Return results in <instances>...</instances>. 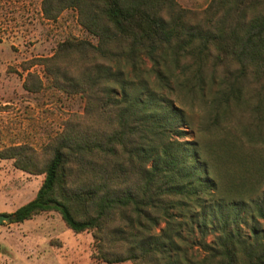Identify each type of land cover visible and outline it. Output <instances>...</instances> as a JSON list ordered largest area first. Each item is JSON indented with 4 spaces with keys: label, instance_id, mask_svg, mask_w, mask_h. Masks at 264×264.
Segmentation results:
<instances>
[{
    "label": "trees",
    "instance_id": "16d2710c",
    "mask_svg": "<svg viewBox=\"0 0 264 264\" xmlns=\"http://www.w3.org/2000/svg\"><path fill=\"white\" fill-rule=\"evenodd\" d=\"M67 9L97 44L65 41L24 67V88L42 90L37 62L51 69L84 99L90 128L64 129L43 161L26 145L0 150L44 175L36 197L5 214L11 223L57 212L93 234L99 264H264V0H212L200 14L176 0L43 2L49 20ZM141 55L162 90L174 79L198 100L206 125L194 140L182 141L191 118L138 70ZM229 65L237 72L209 99V76ZM249 75L260 89L244 85Z\"/></svg>",
    "mask_w": 264,
    "mask_h": 264
},
{
    "label": "rangeland",
    "instance_id": "374dc122",
    "mask_svg": "<svg viewBox=\"0 0 264 264\" xmlns=\"http://www.w3.org/2000/svg\"><path fill=\"white\" fill-rule=\"evenodd\" d=\"M181 8L202 13L212 0H176ZM44 0H0V150L26 145L42 155V161L51 156L48 148L52 139L64 129L89 131L85 115V101L80 95L57 87L52 70L35 65L30 72L36 77L31 84L42 82L39 92H28L24 83L28 72L24 67L34 60L53 57L59 46L67 40L89 41L97 39L84 29L74 9H67L58 18L49 20L43 12ZM138 70L148 76L158 94L177 102L191 118L192 128H186L182 141H192L206 115L192 93L184 91L179 83L170 82L171 88L162 90L158 85L153 62L145 55L137 60ZM127 67V72L130 71ZM162 70V66L158 67ZM51 70V71H50ZM181 71L178 67L177 74ZM235 67H220L209 76L205 95L212 99L219 82L231 78ZM71 76L75 70L69 69ZM248 90L260 89L249 75L243 79ZM119 92V89L116 90ZM44 180V175H32L14 165V160L0 159V215L12 214L33 200ZM264 191V189H263ZM264 229V221H260ZM163 225H160L162 228ZM245 232L248 227L244 226ZM2 253L0 264H99L94 259L93 234L73 233L57 212H46L21 224L4 222L0 226ZM130 264V263H129Z\"/></svg>",
    "mask_w": 264,
    "mask_h": 264
},
{
    "label": "water",
    "instance_id": "95a60500",
    "mask_svg": "<svg viewBox=\"0 0 264 264\" xmlns=\"http://www.w3.org/2000/svg\"><path fill=\"white\" fill-rule=\"evenodd\" d=\"M13 220H14V217L13 216L0 215V226L4 222H12Z\"/></svg>",
    "mask_w": 264,
    "mask_h": 264
}]
</instances>
